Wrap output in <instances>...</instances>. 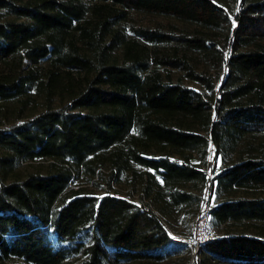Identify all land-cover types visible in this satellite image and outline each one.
<instances>
[{
  "label": "trees",
  "instance_id": "16d2710c",
  "mask_svg": "<svg viewBox=\"0 0 264 264\" xmlns=\"http://www.w3.org/2000/svg\"><path fill=\"white\" fill-rule=\"evenodd\" d=\"M235 191L194 264H264V0H0V264L185 261Z\"/></svg>",
  "mask_w": 264,
  "mask_h": 264
},
{
  "label": "rangeland",
  "instance_id": "374dc122",
  "mask_svg": "<svg viewBox=\"0 0 264 264\" xmlns=\"http://www.w3.org/2000/svg\"><path fill=\"white\" fill-rule=\"evenodd\" d=\"M185 85L193 87L196 90H200V87L194 84H189L186 83ZM219 169V168H218ZM108 173V171L106 172ZM81 187L85 188L88 192H92L95 195H100L104 192V189L106 187L105 182H99V186L95 187L93 184L89 183L86 184L85 182H80ZM77 187L72 186V189H76ZM110 193L115 196H126L130 198L131 200L137 202L142 199V193L139 189V186H135V188L127 187L125 185H117V184H112L110 187ZM252 196L253 192H246V191H235L231 196L228 197H221V196H216L213 195L212 198L210 199V204H206L204 206H214L221 201L225 199H229L230 197H237V196ZM147 200L146 198L143 199V202L145 203ZM203 208H201L200 212L202 211ZM198 213V215L200 214ZM197 215V216H198ZM195 216L191 222L189 219H183L184 214H177L176 217L172 219V221L167 224L168 229L174 235L176 238H178V241H184L187 243V240L191 239L192 236V227L194 226L195 223ZM261 224L260 223H243V224H224L219 227H211L213 230V236L214 237H221L224 235H235V234H249V235H256L259 231ZM188 247V260L181 261V256L179 257H173L172 259L168 261H164L158 264H194V261L197 256V251L194 249H191L189 244L187 243Z\"/></svg>",
  "mask_w": 264,
  "mask_h": 264
},
{
  "label": "built area",
  "instance_id": "2783aa9c",
  "mask_svg": "<svg viewBox=\"0 0 264 264\" xmlns=\"http://www.w3.org/2000/svg\"><path fill=\"white\" fill-rule=\"evenodd\" d=\"M214 151V146L210 144L208 148V163L204 167L205 175L209 180L213 179V170L210 161ZM210 208V205L203 207L200 214L196 217L194 226L191 229V239L187 240L190 248L194 249L195 251H197L202 244L212 240L214 237L213 230L209 223ZM172 237L173 239L178 240V238H176L174 235H172Z\"/></svg>",
  "mask_w": 264,
  "mask_h": 264
}]
</instances>
